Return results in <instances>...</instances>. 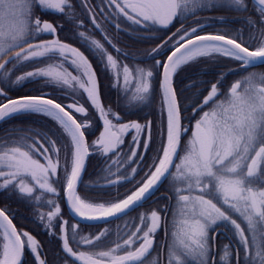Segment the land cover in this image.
Returning <instances> with one entry per match:
<instances>
[{
	"label": "snow or ice",
	"instance_id": "obj_1",
	"mask_svg": "<svg viewBox=\"0 0 264 264\" xmlns=\"http://www.w3.org/2000/svg\"><path fill=\"white\" fill-rule=\"evenodd\" d=\"M79 3L103 35L89 0ZM250 5L255 16L203 18L224 23L240 20L247 33L243 28L206 32L207 27L215 26L200 19L192 26H183L198 11L227 7L247 13ZM95 7L117 30H122L119 20L123 18L130 22V28L136 26L148 34L142 38L161 40L146 54L153 60L149 67L118 62L99 40L75 31L84 24L75 16L72 0H0V123L21 114L36 115L52 120L58 129L57 134L13 127L0 137V191L15 193L32 205L43 200L53 209L37 210L36 219L45 229H52L59 221L60 234H49L61 241L60 252L73 264H146L157 248L159 255L150 264H264V76L248 73L225 86L228 73L221 72L215 82L189 81L180 91L175 84L178 72L200 58L233 60L240 67L229 69V73L264 63V0H100ZM37 11L63 15L74 24L65 39L81 43L112 75L111 87L119 93L116 103L123 116L104 105L99 78L88 56L59 38L57 29L63 30L64 25L42 19ZM175 23L181 26L170 32ZM161 31L170 34L157 36ZM43 36L53 38L45 40ZM105 42L118 55L137 59L106 36ZM43 59L53 63L16 75L19 67ZM65 64L77 74L69 72ZM41 80L44 83L35 89L39 94L8 95V91ZM200 84L210 87L201 89ZM46 87L57 90L55 98L43 90ZM194 87L196 98L185 103L188 97L183 91ZM79 96L88 102L103 129L91 144L86 135L93 128L88 123L91 114L79 104ZM158 96L164 118L159 126L160 146L145 163L155 144L152 121L124 122V116L143 111ZM126 137L131 145L123 152ZM91 155L100 156L105 167L95 184L84 185ZM137 167L144 172L140 181H135ZM101 178L103 184L99 183ZM125 183H133L135 190L120 198L118 188ZM57 185L63 189L68 208L83 221L122 219L151 200L164 185L173 195L160 197L169 203L139 213L128 231L109 239L108 229L92 236L80 235L78 225L62 218ZM81 186L99 191L95 196L81 197ZM46 194L54 198L45 199ZM222 225L231 228L228 239H234L233 244L217 246ZM158 233H163L162 241L157 240ZM85 246L106 250H78ZM28 251L33 264H58L60 259L55 254L52 260L47 253L42 256L43 247L37 239L18 230L8 210L0 208V264H27Z\"/></svg>",
	"mask_w": 264,
	"mask_h": 264
},
{
	"label": "trees",
	"instance_id": "obj_2",
	"mask_svg": "<svg viewBox=\"0 0 264 264\" xmlns=\"http://www.w3.org/2000/svg\"><path fill=\"white\" fill-rule=\"evenodd\" d=\"M80 4V3H79ZM74 6L76 4H73ZM252 15L255 16V13L251 11V5L249 6V12H237L230 10L227 7H217L212 11H198L195 16L190 17L188 20L183 22L184 27H189L194 25V21L197 19H200L202 22H205L210 25H214L215 27H207L205 29L206 32H215L216 30L224 29V28H231V29H239L243 28L244 31L247 33L248 29L245 27V25L240 20H230L227 23L220 22L217 20H210V21H204L203 18L205 17H235V16H247ZM181 25L179 23H176V28H179ZM175 28V29H176ZM71 30H64V31H58L60 39L68 42L82 50L86 56H90V53L88 50H86V47H82L81 43H78L76 40H66L65 36L66 34ZM77 32H84L87 37H93L95 36L92 31L89 30H75ZM53 61L43 59L40 62H28L24 66L19 67L16 70V75H23L27 71H33L36 68H41L43 66H46ZM240 66L234 62L233 60L217 56L215 58H200L196 63L190 64L188 66H185L178 72V74L175 77V84L178 89V91L183 90L185 85L189 83V81H212L215 82L216 74L217 73H228L225 77L224 84L225 86L230 85L235 80L241 78L243 75H247L248 73H254L257 74V76H264V64H258L254 67L248 68L247 71H240L235 73H229V69H238ZM107 77H99L100 83L102 86H100V93L102 94V101L104 105L107 107L110 105L109 98H113L115 101H117L119 93L111 87L113 83V77L112 75L107 72ZM44 81H37L35 83H27L22 87L17 88L14 91H8V95L12 98H16L23 95H36L39 94V91H36L35 89H39L40 85H42ZM2 87V85H0ZM199 87L201 89H206L210 87L208 84H200ZM46 92H52L53 98L57 95V90L52 87H46L43 89ZM196 88H192L190 91H183V96L188 97V100L185 101V103H190L192 100H194L196 97L193 96V93L196 92ZM7 91V89H6ZM103 92V93H102ZM160 98V97H159ZM76 99H78L79 104H83L86 108H88L89 113L91 114V118L89 119L88 123L93 125V128L90 133H86L89 143L91 144V141L96 138L99 134L100 130V123L99 120L95 118V113L92 111L91 107L89 106L88 102L82 97L79 96ZM160 101V100H159ZM58 102L62 103H72V100H58ZM112 109L120 115H124L121 108L117 106H112ZM161 104L159 103L158 108L156 110L154 109L151 104L143 109V111H138L132 114H129L127 116H124V122H127L129 120H138L141 123H143L145 120H151L152 121V138L155 141L153 151L148 152L146 154V160L145 163L150 162L147 157H151L155 153V149L160 146V136L158 135L160 131V124L162 120L164 119L160 108ZM76 115V113H73ZM77 119H81V117L78 115ZM187 123V121H186ZM18 128V129H25V128H33V129H40L41 131H48L52 130L53 132H56L58 134V129L55 125V123L43 116H36V115H26L21 114L18 118L9 120L4 123H0V137H3L7 130L11 128ZM53 139H56V136L53 135ZM128 142H125L124 147L122 146L123 152H127L130 145V137H127ZM47 146V145H45ZM57 146H60V141L57 140ZM115 159V157H113ZM43 163V161H41ZM133 167H136V165H132ZM105 167V161L98 155H91L88 158L87 162V168L86 172L84 174V185H88L89 183L95 184L98 180V173H100V169ZM127 167V165H125ZM113 172L116 171L115 168L112 169ZM138 174L135 176V181H140L141 178L144 176V172L140 171L137 167ZM102 176L103 173H100ZM30 184L31 181H28ZM99 183L103 184V179H99ZM134 183V182H133ZM133 183H125L121 185L118 188L119 193H121L120 198H124V194H130L131 191L135 190ZM58 188H60L59 185H57ZM164 186L161 188L163 189ZM161 188L159 191H161ZM99 189H86L85 187L81 186L79 189V195L81 197L85 196H95ZM111 191V189H109ZM158 191V192H159ZM54 197L47 195L45 196V199H53ZM107 198V197H106ZM59 206L62 211V218L64 220H67L69 224H75V220L71 217V215L68 212V209L66 208L65 199H64V192L63 189L60 188V196L58 199ZM0 207L5 208L8 210L10 217H12L13 222L17 226L18 230H23L28 233H30L32 236H34L37 241L40 243V245L43 247L42 256L44 253H47V257L49 260H52L54 258V254L58 255L60 257L58 264H65V263H72L69 258H67L64 253L60 252V245L61 241L57 239L55 236H52L49 234L50 231H54L57 235L60 234V227L59 221H56V225L52 229H45L41 223L36 219V211L39 212H48L53 209L47 207L44 205L43 200L38 205H32L29 203H26L23 199H20L17 197L15 193H9L0 191ZM139 209V208H138ZM137 209V210H138ZM137 210L133 211L129 215H135L137 214ZM122 219H115L106 223L102 224H79L78 230H80V235H85L88 233H92L94 231L99 230L100 228H103L104 226L113 225L109 228V230L113 231L114 233H118L119 229L117 227H114L116 223L121 222ZM116 239V238H114ZM71 243V242H70ZM71 246L76 249V246L74 244H71ZM80 250L87 249V247H80ZM78 249V250H79ZM90 250V249H89ZM91 251V250H90ZM27 256V264H33L32 257L30 254V251L26 252Z\"/></svg>",
	"mask_w": 264,
	"mask_h": 264
},
{
	"label": "flooded vegetation",
	"instance_id": "obj_3",
	"mask_svg": "<svg viewBox=\"0 0 264 264\" xmlns=\"http://www.w3.org/2000/svg\"><path fill=\"white\" fill-rule=\"evenodd\" d=\"M73 4H76L74 6V13L75 16L78 17V21H83L84 27H77L75 28V30H89L92 31V33H94L95 36L91 37L94 40H99L102 44H104V47L107 51V53L112 54L117 60L118 62H123L128 64L130 67L133 66V64H138L141 67H149L152 63L153 60L150 58L146 57V54L148 52V50H150L151 48H154L157 46V44L161 43V40L158 39H144L142 38L143 36L148 35L147 33H144L142 30L136 28V26H131V28L129 27L130 22L124 20L123 18H120L119 20V24H120V28L122 30H117L115 27H113V24L103 15L100 14L101 9L100 8H96L95 6L97 4L100 3V0H89L90 5L95 9V15H96V21L98 24H100L101 29L103 30V35L101 30L95 28L93 26V24L91 23V21L88 18V14L84 11L83 7L79 4V0H72ZM107 11H111V9H108ZM46 20H50L53 23L59 22L61 24L64 25V29H57L58 31H64V30H73L74 29V24L70 23L65 16L63 15H58V14H54V13H50L48 15H46L45 18ZM77 21V22H78ZM176 23L172 26L170 32H174L176 29ZM136 29V30H133ZM170 32H157L156 35L166 38L167 35L170 34ZM105 36L112 41L113 44L116 45L117 48L121 49L124 53H130L133 54L137 57V59L135 61H133L132 59H128L126 58L124 55H118L113 48L105 42ZM60 37V36H59ZM89 60L92 63L93 68L96 70V75L97 77H107L108 74H106L107 72L102 68L101 66V62L96 58L95 55L90 54V56H88ZM157 59H161L163 60L164 57L162 56H158ZM117 71H119V69H117ZM100 82V79H99ZM100 86L101 83H100ZM101 91V89H100ZM103 93V92H102ZM101 99H103L102 94L100 93ZM109 98V102L110 105L112 106H116V101L111 98ZM128 138H125V142H128L127 140ZM124 147V146H123ZM165 186V185H164ZM160 190V189H159ZM172 192L167 191L161 188V191L157 192L152 198L151 200L147 201L142 207H140L137 210V214L135 215H128L123 217V221L116 223L114 225V227H117L119 229V234H123L124 232L128 231L131 227H132V222H136L134 218L137 217V215L139 213H149L150 210L157 208L156 204H167L169 203V201L164 200V199H159L160 196H168V197H172ZM155 201V203H154ZM152 202V204H155L153 206V208L149 209L146 206H149L150 203ZM145 206V207H144ZM163 215V213H162ZM234 219H237L238 222H241L240 219L236 216H233ZM126 222H127V227H126ZM79 226V224H76ZM113 226V225H109L108 226H104L103 228H100L97 231H94L92 233H88L85 235L88 236H92V235H96L98 234L100 231L104 230V229H108ZM243 226V224H242ZM220 234H218L216 236V244L217 246L221 245V244H233L235 241L234 239L230 240L228 239L229 236L232 235V231L230 227H226L224 225L221 226V228L219 229ZM224 233H227V235H225ZM115 233L111 230H109V239H114L116 238V236L114 235ZM164 239L163 233H158L157 234V240L158 241H162ZM89 247H87V249L84 250H80L79 251H101V250H106L105 247H99L96 249H90ZM159 255V249L157 248L155 252L152 253L151 256H149L147 258L146 264H150L151 259L158 256ZM48 258V257H47ZM71 260V259H70ZM72 261V260H71ZM65 264H73L72 263H65Z\"/></svg>",
	"mask_w": 264,
	"mask_h": 264
},
{
	"label": "rangeland",
	"instance_id": "obj_4",
	"mask_svg": "<svg viewBox=\"0 0 264 264\" xmlns=\"http://www.w3.org/2000/svg\"><path fill=\"white\" fill-rule=\"evenodd\" d=\"M36 14L39 15V16H41L42 19L46 17V15H44V14H43L42 12H40V11H37ZM43 38H44V36L42 37V39H43ZM41 61H42V60H41ZM39 62H40V61H39ZM55 62L58 63L59 61L57 60V61H55ZM37 63H38V62H37ZM52 63H53V62H52ZM47 66H48V65L43 66V67H47ZM64 67L67 68V70H68L69 72H72L73 75H76V74H77L76 72H73V71H72V68L68 67L67 64H65ZM159 100H160V98H159V96H158V97L156 98V100L153 101V102L151 103V106H153L155 110H156V108H158V106H159V103H160ZM159 108H160V107H159ZM164 189L167 190V185L164 186ZM160 197H161V196H160ZM154 205H155V204H152V202H151L150 205H149V206H146V207L149 208V209H150V208L152 209ZM156 206H157V204H156ZM144 207H145V206H144ZM120 221H121V220H120ZM122 221H123V219H122ZM122 221H121V222H122ZM243 226H244V225H243ZM97 251H99V250H97Z\"/></svg>",
	"mask_w": 264,
	"mask_h": 264
},
{
	"label": "water",
	"instance_id": "obj_5",
	"mask_svg": "<svg viewBox=\"0 0 264 264\" xmlns=\"http://www.w3.org/2000/svg\"><path fill=\"white\" fill-rule=\"evenodd\" d=\"M52 38H53V37L51 36V38H49V39H52ZM49 39H47V40H49ZM262 64H264V63H262ZM16 98H18V97H16ZM102 130H103V129H102ZM78 189H79V188H78ZM66 207H67V209H68L70 215H71L74 219H76L77 221L84 222V223H87V224L104 223L103 221H83V220H81V219H79V218H76V217L74 216V214L71 212V209L68 208L67 204H66ZM13 223H14V222H13Z\"/></svg>",
	"mask_w": 264,
	"mask_h": 264
}]
</instances>
